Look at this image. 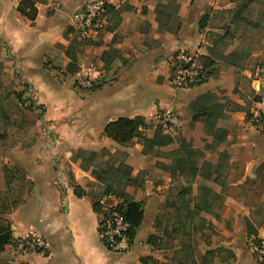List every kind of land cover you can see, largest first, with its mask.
Returning <instances> with one entry per match:
<instances>
[{
	"label": "crops",
	"instance_id": "0c3cea01",
	"mask_svg": "<svg viewBox=\"0 0 264 264\" xmlns=\"http://www.w3.org/2000/svg\"><path fill=\"white\" fill-rule=\"evenodd\" d=\"M32 1L37 9L34 22L19 12L21 0H0V62L14 66L21 84L28 85L44 107L43 121L51 124L44 130H31L28 146L7 151V160L25 169L32 183L3 216L11 224L13 243L36 235L48 244L44 253L19 257V261L142 264L146 257L160 260L148 238L154 234L155 213L173 178L157 167L158 161L167 160L161 161L155 152L179 149L176 136L192 143L194 149L202 141L212 143L207 127L194 122L191 111L193 102L212 93L230 118L225 143L214 152L226 151L230 166L222 184L207 181L221 197V209L202 213L207 225L200 228L203 240L199 245L191 243L190 264H259L255 248L264 242V80L256 75L251 81L261 101L250 103L235 94L241 88L231 69L223 68L216 77L189 89H177L170 82V59L178 50L217 62L216 49L205 46L212 14L218 9L214 0H178L173 5L168 0H103L108 6L103 31L95 40H79L81 47L71 50L78 73L92 69L94 77L99 75L92 91L76 89V74H67L65 68L70 63L66 52L71 38L75 39L71 17L81 5L94 0ZM201 23L204 30H200ZM105 53L112 56L108 67L102 59ZM231 53L223 54L224 59ZM234 103L239 108L228 111ZM167 112L178 117L179 127L170 133L162 129L171 142L154 148L156 118ZM137 117L148 126L145 143L135 139L120 145L105 135L109 123ZM80 150L94 155L121 152L132 177L144 175V182L126 189L136 202H144L143 221L127 253L111 252L100 237L99 215L93 208L98 181L93 168L81 167ZM76 186L86 195L78 198ZM12 246L0 254V264L9 263Z\"/></svg>",
	"mask_w": 264,
	"mask_h": 264
},
{
	"label": "rangeland",
	"instance_id": "374dc122",
	"mask_svg": "<svg viewBox=\"0 0 264 264\" xmlns=\"http://www.w3.org/2000/svg\"><path fill=\"white\" fill-rule=\"evenodd\" d=\"M177 1L168 0V5L177 4ZM214 4L218 9L214 10L209 30L206 32L208 37L206 49L211 51L216 49L213 54L217 56L215 64H218V68L215 70L219 72L223 68L231 69L235 74V82L241 88L240 91H235V94L240 93L244 97V103H250L257 98L255 90L251 87V81L255 79L256 75H258L256 79L264 80V73L261 71L264 70V0H214ZM71 33L75 37V39L71 38L72 50H75L76 46L79 48L77 44L80 45L82 42L72 31ZM229 53H231L228 55L230 58L226 61L223 54ZM73 82L76 87L75 80ZM34 94L29 91L27 86L21 84L19 73L12 64L0 62V212L4 208L5 199L14 200L19 189L29 182L25 169L7 160V151L19 145L28 146L31 130H44L45 126H51L49 122L45 124L43 121L46 114L40 109V104ZM31 103L35 106L33 110L28 109ZM238 108L236 103L228 105V111ZM176 138L179 143L181 138L179 136ZM205 145L206 141L198 144L200 148L196 149L199 152L196 157L202 156L212 163L218 157L220 158L222 153H226V151L220 153L216 151L215 153ZM155 154L161 161L167 160L166 153L161 149H158ZM123 163L124 155L121 152L111 154L102 151L99 154H87L84 157L82 168H93L97 176L101 174L107 178L105 183L96 182L94 184L96 196L101 197L107 186H114V173ZM225 164L224 176H227L229 171L227 172L226 167L230 166V159ZM6 167L15 174V177L9 179L8 189L4 175ZM121 168L119 176L127 172L125 168ZM180 172H186L185 161L178 163V173L172 176L173 181L167 190L166 199L159 205L158 212L155 213L154 235L157 236V240L154 249L158 258H161L158 260L163 263L190 264L192 252L187 247L183 250L182 244L184 242L185 245H191L193 242L197 247L203 240L200 227L207 225L206 221L199 219L195 220L192 225L189 220L185 219L187 211L177 194L187 182L185 179L179 178ZM136 180L144 182V175L138 174ZM127 182L126 178L117 182L115 190L118 194H126L127 187H131ZM202 187L204 189L201 190ZM212 187L211 183L204 179H198L193 185L192 196L187 200H190L192 204L205 207L206 204L202 201L203 193H206L208 189L212 190ZM220 198L213 201L210 211L215 212L221 209ZM157 222L160 224V228L155 227ZM188 234L190 235L186 236Z\"/></svg>",
	"mask_w": 264,
	"mask_h": 264
},
{
	"label": "trees",
	"instance_id": "16d2710c",
	"mask_svg": "<svg viewBox=\"0 0 264 264\" xmlns=\"http://www.w3.org/2000/svg\"><path fill=\"white\" fill-rule=\"evenodd\" d=\"M108 9V6H106ZM19 12L23 17L28 19L29 21L34 22L37 17V9L35 3L32 0H21V4L18 8ZM205 25L201 23L200 30H204ZM80 48L79 43L77 44ZM73 46L71 45L70 48L67 50L66 55L70 59V63L66 66L65 72L70 75H75L79 72V68L77 65V59L75 54L72 53ZM76 51L78 48H74ZM110 53H105L103 55V62L105 67H108L110 64ZM202 58V59H201ZM200 60L204 64V66L208 69L207 78L205 82L217 76V70L215 61L209 57H201ZM27 88L29 87L26 85ZM97 87V86H96ZM76 88V87H75ZM77 89V88H76ZM78 90H81L78 88ZM255 101H261L260 98H255ZM29 110L35 109L33 103L28 106ZM40 109L44 111V107L40 106ZM191 111L193 113V121L194 122H202L207 127L208 135L212 138V143H206L205 147L209 148L211 151H215L225 143V140L228 135V125L230 118L225 112V105L220 102L219 97L216 94H206L199 97L195 102L191 104ZM146 121L141 118L137 117L134 119L129 118H121L115 122L109 123L105 127V135L117 142L120 145H129L131 144L134 139H138V141L144 142L146 141V137L144 135L145 129H147ZM171 140L169 137H165L163 135L162 128H157L154 134L153 139L151 140V146L154 148H161L166 146L170 143ZM199 152L193 148L192 144L184 139H181L179 142V149L167 152L166 162H158L157 167L161 170L170 173L172 176L178 173V163L180 161L186 162V172H180L179 178L185 179L187 183L183 185V188L178 192L177 196L182 200L185 210L187 211V216L185 217L186 220H189L192 225H194L195 220L199 219L201 221H206L204 218L201 217L203 212H209L212 207V203L216 198H220V196L215 193L214 191L208 189L206 193H203L202 201L204 202L205 207H200L198 204H192L190 200L187 198L192 196L193 193V185L196 183L198 179H204L205 181H212L217 184H222L223 181L227 178L224 176L226 161L230 159V156L227 153H222L217 163L208 162L206 159L201 157H196ZM87 155L86 152L80 150L78 151V158L83 160L84 157ZM121 167L127 170L126 174L119 176L121 172ZM20 171V170H19ZM93 176L98 182L105 183L107 178L103 175L97 174L93 171ZM4 175H5V183L7 189L9 188V179L15 177L12 170L10 168H4ZM114 186L109 185L106 187L104 193L108 192H115V185L121 179H125L128 181V185L136 186V178L132 177V170L124 163L120 167L117 168L116 172L114 173ZM138 183V182H137ZM32 186L31 181L28 182L27 185L21 187L14 198V200L9 201L5 199V205L3 210L0 212V254L5 250V248L11 244H13V236H12V229L11 224L3 218V216L9 214L16 203L18 194ZM204 189L203 187L201 190ZM8 191V190H7ZM74 193L78 198H82L86 195V192L79 186L74 188ZM118 194V193H117ZM123 194V193H122ZM118 194L121 196L125 201L124 213L127 222L131 225L130 235L131 238L134 240L137 234L138 229L141 226L144 217V202H136L133 198H131L127 193L126 194ZM102 197V196H101ZM98 196L93 197V208L95 212L100 211V205L98 200L101 198ZM221 199V198H220ZM156 228H160V224L158 222L155 225ZM201 228V227H200ZM190 234L186 235L189 236ZM157 240V236L154 234L150 235L148 238V243L155 248V241ZM183 241V240H182ZM257 243V242H256ZM259 244V243H257ZM183 250L187 247L190 251H192V246L190 244L185 245L183 242L182 244ZM142 264H172V263H163L154 257H146L141 259ZM182 264V263H180ZM185 264V263H183Z\"/></svg>",
	"mask_w": 264,
	"mask_h": 264
},
{
	"label": "built area",
	"instance_id": "2783aa9c",
	"mask_svg": "<svg viewBox=\"0 0 264 264\" xmlns=\"http://www.w3.org/2000/svg\"><path fill=\"white\" fill-rule=\"evenodd\" d=\"M106 25V3L103 0L88 1L81 5L71 17V27L78 40L92 41L99 37ZM172 86L177 89H189L203 84L208 69L200 58L186 50H178L170 59ZM264 73V70H261ZM95 70L77 73L74 77L77 88L92 91L96 88L98 76ZM157 126L166 132H174L179 127L178 117L173 112L159 114ZM100 205L99 234L105 246L114 253H127L134 240L131 238V225L124 213L125 201L115 192L104 193L98 200ZM48 244L32 235L13 243L12 258L8 264H24L19 261L32 253H44ZM259 264H264V242L255 248Z\"/></svg>",
	"mask_w": 264,
	"mask_h": 264
}]
</instances>
